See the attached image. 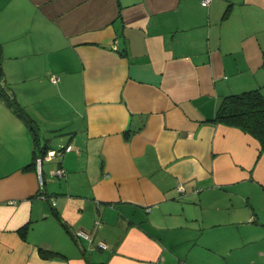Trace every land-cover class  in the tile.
I'll return each instance as SVG.
<instances>
[{
    "label": "crops",
    "instance_id": "crops-1",
    "mask_svg": "<svg viewBox=\"0 0 264 264\" xmlns=\"http://www.w3.org/2000/svg\"><path fill=\"white\" fill-rule=\"evenodd\" d=\"M0 46V264H264V151L210 120L264 0H0Z\"/></svg>",
    "mask_w": 264,
    "mask_h": 264
},
{
    "label": "trees",
    "instance_id": "trees-1",
    "mask_svg": "<svg viewBox=\"0 0 264 264\" xmlns=\"http://www.w3.org/2000/svg\"><path fill=\"white\" fill-rule=\"evenodd\" d=\"M3 75L2 48L0 46V79ZM1 90H3V88ZM10 103L14 105L16 110L19 109L13 97H10ZM210 120L236 126L252 134L259 141L260 150L264 151V93H262L261 87L225 95L220 100L217 108L215 109L214 115ZM27 121L31 123L30 118H27ZM127 134L128 132H126V135ZM46 151L47 150L43 151L42 156H44ZM36 157L37 156H34L32 162L25 166L26 169L35 170ZM41 191L45 197H48L43 191V186ZM39 193L40 189L37 194ZM40 252L43 257L50 256L55 253L54 251L44 248H40Z\"/></svg>",
    "mask_w": 264,
    "mask_h": 264
},
{
    "label": "built area",
    "instance_id": "built-area-1",
    "mask_svg": "<svg viewBox=\"0 0 264 264\" xmlns=\"http://www.w3.org/2000/svg\"><path fill=\"white\" fill-rule=\"evenodd\" d=\"M212 0H200V3L202 6H208L210 4ZM53 80L55 79L54 77L52 78ZM65 149L69 150L71 149V145H67L65 147ZM58 152H60V150H55V149H51V150H48L46 152V154L44 156H38L36 157V160H35V172L37 174V178H38V183H39V189H40V193L38 194V196L40 197H45V195L42 193L41 189H42V186H43V167H42V163H43V160L44 158H51L52 156H54L55 154H57ZM55 173L58 174V175H61L63 173V169L62 168H58L55 170ZM182 189V188H180ZM50 200H51V203L54 205L55 204V200L53 197H50ZM76 235L77 237H88L87 235V232L84 231V230H78L76 231ZM100 247H105V243L104 242H99L98 244Z\"/></svg>",
    "mask_w": 264,
    "mask_h": 264
},
{
    "label": "rangeland",
    "instance_id": "rangeland-1",
    "mask_svg": "<svg viewBox=\"0 0 264 264\" xmlns=\"http://www.w3.org/2000/svg\"><path fill=\"white\" fill-rule=\"evenodd\" d=\"M261 91H262V93H264V85H262V87H261ZM60 130H61V129H60ZM55 131H59V130H54V132H55ZM43 132L45 133V134H44L45 137H47V135H48V137H50V135L52 134V133H51V134L49 135L48 133H50V132H47L46 130H44ZM52 137H53V136H52ZM52 137H50V138H52ZM49 165H51V162H48V161H44V162H43V169H44V171H47V170H48V166H49Z\"/></svg>",
    "mask_w": 264,
    "mask_h": 264
}]
</instances>
